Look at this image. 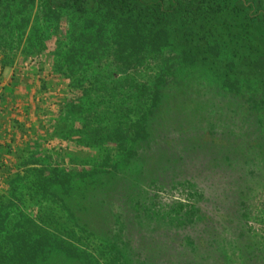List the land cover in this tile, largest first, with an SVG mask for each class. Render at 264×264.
I'll return each instance as SVG.
<instances>
[{"label": "trees", "instance_id": "16d2710c", "mask_svg": "<svg viewBox=\"0 0 264 264\" xmlns=\"http://www.w3.org/2000/svg\"><path fill=\"white\" fill-rule=\"evenodd\" d=\"M36 1L0 0V15L7 20L9 34L28 22L19 6L26 8ZM38 1L48 20L87 17L82 28L86 33L66 36L68 46L61 55L57 46L48 47L55 58L51 73L65 81L71 92L58 102L53 125L44 129L38 109L28 129L9 117L4 105L6 98L13 97L14 77L0 90V138L4 140L0 141V264H52L57 258L71 264H148L146 247L165 242L146 237L144 221L153 233L162 231V225L177 230L183 247L197 253L193 264H225L226 244L221 236L226 226L236 223L239 233L247 201L264 191V185H256L264 166L247 165L238 151L264 163L263 0ZM77 39L86 46H76ZM165 50L174 55L152 82L141 80L132 85L131 104L125 100L105 104L115 119L111 130L102 134L100 117L90 107L86 111L94 116V127H86L92 121L89 118L75 121L74 126L82 125L88 135L84 142L70 141L88 149L86 158L97 159L104 141L115 146L114 158L109 152L104 154L102 170L26 168L22 159L38 141L53 138L59 145L69 141L65 132L59 135L56 130L66 109H75L82 86L103 85L99 57L110 51L112 67L127 73ZM74 64L89 72L75 84L69 74ZM6 65L1 59L0 69ZM175 69L201 72L215 83L216 96L187 99L184 104L177 99L164 111L168 90L183 81L180 72L172 74ZM82 81L86 84H79ZM124 112L133 117L128 125L122 120ZM3 121L9 128L4 129ZM29 129L44 135L30 139ZM18 137H28L22 148L16 144ZM56 149L52 152L62 158L77 160L79 152L65 148L62 152L61 146ZM19 166L26 168V177L21 176ZM27 175L35 196L66 214L65 224L48 218L60 230L51 232L30 219L9 220L12 200L20 192L19 185L28 183ZM206 179L216 182L214 188L204 189ZM168 194L177 196L162 202L160 197ZM206 195L213 200L208 201ZM210 202L212 208L206 206ZM237 239L233 238L235 251L241 255Z\"/></svg>", "mask_w": 264, "mask_h": 264}, {"label": "rangeland", "instance_id": "374dc122", "mask_svg": "<svg viewBox=\"0 0 264 264\" xmlns=\"http://www.w3.org/2000/svg\"><path fill=\"white\" fill-rule=\"evenodd\" d=\"M264 2V0H263ZM264 4V3H263ZM40 1H36L32 6L25 8L19 6L20 12L24 16L28 17V22L21 30L10 31L7 29L6 21L4 19L3 13L0 15V60L4 59L7 62L6 67L2 70L0 69V90L8 86L14 77L17 80V85L13 89V97L6 98L5 110L9 111V117L15 118L18 123L24 125V128H29L31 124L36 120V109L40 117L42 116L44 129L48 125H53L52 121L56 119L57 110L59 108L58 102L69 97L71 92L67 87V84L62 79L57 78L51 73V63L55 62L48 51V47L51 45L57 46L58 52L63 54L68 46V35L76 32V35L82 36L86 33L83 31V23L87 20V17L78 18V16H70L68 21H64L62 18L56 19H46L43 16V11ZM63 13H61L62 15ZM60 15V16H61ZM67 36V37H66ZM78 40V45L80 47H85L81 40ZM80 43L82 45H80ZM164 54L154 57L151 56L146 58L142 66L137 69H132L127 73L121 72L119 69L112 67L113 58L110 56V51L108 54L99 57V64L102 71L103 85L100 84L94 88H88L87 86H82L79 89L82 94L78 103H75V109H66L63 114V118L59 124L56 132H63L69 137V141L66 140L62 145H59L57 139H47L46 141H38L39 145L33 146L25 159H22L26 164V168H34L37 170H47L53 167H57L60 170H78V169H101L100 162L105 153L109 152L114 158L117 154L115 146L110 145L108 142L104 141L101 143L99 156L97 159L86 158L85 155L88 154V149L72 144L73 142L80 141L84 142L87 138V133L83 131V127H75V121L80 123L84 122V119H92L87 128L94 127V116L90 112L86 111L87 107L94 109V113L100 117V130L101 132L106 130H111L114 127L115 119L109 109H105V104L111 102L117 105L121 100H125L127 103H132L133 90L132 85L141 80L146 82H152L158 74L162 72V68L166 61L171 58V50H165ZM31 53V54H30ZM54 57H57L54 55ZM95 66V65H94ZM63 72L68 74V70L64 67ZM74 84L79 80H85V77L89 74L88 71L78 68L74 64L71 71ZM180 71L176 69L172 71V74H179ZM197 71L194 74L190 73V70L180 72L179 77L183 78L178 86H173L168 90L167 94V107L164 111L168 109V106L174 101L185 100H196L200 97L202 100L208 99L210 96H216V85L215 83L203 78ZM187 77V79H186ZM191 77L190 79H188ZM79 84H86L84 81ZM42 85L44 86L42 88ZM73 95V94H72ZM226 97H229L226 95ZM212 98V97H211ZM216 98V97H215ZM13 99V100H11ZM234 99V98H233ZM12 101V102H11ZM184 104V103H183ZM26 109V110H25ZM82 110V112L78 110ZM182 113V112H181ZM101 115V116H100ZM125 118L122 119L125 125L129 124V120H132V115L124 112ZM4 129L9 128L7 123L2 122ZM80 128V129H79ZM83 132V133H82ZM102 132V134H103ZM1 135V134H0ZM28 135L31 136L30 139L38 137V135H44L42 131L31 132L29 129ZM81 135V136H80ZM40 136L38 138H40ZM79 136V138H78ZM28 137L21 139L18 137L16 144L19 148H22L27 142ZM4 141V140H1ZM60 141V140H59ZM81 141V142H82ZM65 148L66 151L76 152L77 160L72 161L69 157L62 158L59 154L53 153L52 150L56 148ZM60 151V152H61ZM241 154V160L247 165L253 162L255 166H264V163H258L255 160L252 161L248 157L250 155H244V150H238ZM56 152L58 150L56 149ZM59 152V153H60ZM250 153V152H247ZM254 155V154H253ZM255 156V155H254ZM8 161V160H7ZM25 169L19 166V172L21 176L26 173ZM24 176V175H23ZM26 177V176H24ZM26 183L20 184V192L16 195V199L12 200V206L9 209V220L18 222L25 221L27 219L32 220L41 228H45L49 231H58L56 224H52V220L49 217H54L57 223L65 224L67 216L62 212L56 205L50 202L40 201L37 196H35L34 188L28 184L32 183V178L27 175ZM259 180L261 182H256L259 188L264 185V175L260 176ZM212 179H206L202 184L205 190L212 189V184H215ZM260 184V185H258ZM216 185V184H215ZM21 186H23L21 188ZM264 188V187H263ZM264 190V189H263ZM259 194H261L259 196ZM259 197L256 199H250L246 203L243 213L245 218L242 220V224L239 226V233L235 232L236 223L228 224L225 229V234L221 236L225 240V264H264V191L257 193ZM176 194L162 195L160 197L162 202L170 201L176 198ZM208 201L213 200L212 196L206 195ZM6 202V198H5ZM209 208H212V202L207 203ZM144 228L143 232L146 237H153L154 240H162L161 244L151 243L146 247V255L150 259L148 264H193L194 256L197 255L196 251L189 248L183 247L181 241V235L177 230H172L166 228V225H162L163 229L159 233H153L152 228L149 227L147 222H143ZM235 232V236L232 235ZM160 233H163L161 235ZM236 234L240 237L237 239ZM155 235L162 236L156 239ZM219 237V239L221 238ZM233 238L237 239V244L241 249L237 254L235 251V243ZM218 240V238H217ZM164 245L163 247L161 245ZM210 255L213 253L210 251ZM57 258L52 261V264H71L67 260ZM196 261L198 258L195 259ZM198 262V261H197ZM104 264V263H103ZM198 264V263H196Z\"/></svg>", "mask_w": 264, "mask_h": 264}, {"label": "crops", "instance_id": "0c3cea01", "mask_svg": "<svg viewBox=\"0 0 264 264\" xmlns=\"http://www.w3.org/2000/svg\"><path fill=\"white\" fill-rule=\"evenodd\" d=\"M0 141H1V138H0Z\"/></svg>", "mask_w": 264, "mask_h": 264}]
</instances>
